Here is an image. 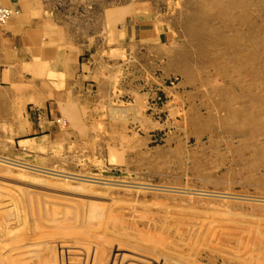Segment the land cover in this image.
I'll list each match as a JSON object with an SVG mask.
<instances>
[{
    "label": "rangeland",
    "instance_id": "374dc122",
    "mask_svg": "<svg viewBox=\"0 0 264 264\" xmlns=\"http://www.w3.org/2000/svg\"><path fill=\"white\" fill-rule=\"evenodd\" d=\"M36 1L0 0V264H264V0H105L77 94L67 46L10 79Z\"/></svg>",
    "mask_w": 264,
    "mask_h": 264
},
{
    "label": "crops",
    "instance_id": "0c3cea01",
    "mask_svg": "<svg viewBox=\"0 0 264 264\" xmlns=\"http://www.w3.org/2000/svg\"><path fill=\"white\" fill-rule=\"evenodd\" d=\"M37 3L38 2L34 0L35 7H37ZM45 4L48 6L49 14L47 15L46 12H44L42 17L30 19V23L28 20L21 23V21L15 18H13V20L11 19L12 21L9 25L12 26L11 29L14 30L16 34H12L10 39L11 46L9 49H13L14 51L12 52V57L10 56L8 61V67L13 69V76H11L10 79L13 81L15 77L18 79L21 75V62L29 63L30 61H34L39 62L38 64L40 65L42 63H47L50 66L49 72L57 75L56 82L60 84L62 79L60 80L59 77L62 75L61 72L63 70L57 63H59L60 54L63 58L64 52L61 53V51L64 49V46H67V58L71 59V62H68L70 66H68L69 71L66 72V89L71 88V90L77 94L81 85L87 84L91 79L93 80L95 76L97 77V82L100 80L99 60L105 58L106 51L104 34L106 25L105 0L101 2L100 0H47ZM52 11H54V13H52ZM56 22L62 26L64 35L56 34L55 30L54 32L50 30L46 32V35L40 36L41 29L44 31L45 27L49 25L54 27L57 25ZM148 24L150 26L152 25L150 21ZM146 25L147 23L143 25L140 21L135 20L132 24H127L126 27L131 35L137 37L147 33V29L144 27ZM35 37H37V39ZM35 41L37 44H35ZM21 44H23L25 48V58L23 61L21 60ZM51 44L52 46H50ZM47 49H50L52 55L49 53V56L45 58L46 56L43 57L42 52ZM55 64L57 68L53 70V65ZM37 73L41 74L42 72L39 71ZM45 73H48V71ZM70 75L71 77H69ZM58 91L59 88L57 86L53 87L52 96Z\"/></svg>",
    "mask_w": 264,
    "mask_h": 264
},
{
    "label": "built area",
    "instance_id": "2783aa9c",
    "mask_svg": "<svg viewBox=\"0 0 264 264\" xmlns=\"http://www.w3.org/2000/svg\"><path fill=\"white\" fill-rule=\"evenodd\" d=\"M13 15V10L0 5V24L6 22Z\"/></svg>",
    "mask_w": 264,
    "mask_h": 264
},
{
    "label": "bare ground",
    "instance_id": "6f19581e",
    "mask_svg": "<svg viewBox=\"0 0 264 264\" xmlns=\"http://www.w3.org/2000/svg\"><path fill=\"white\" fill-rule=\"evenodd\" d=\"M240 1V0H239ZM35 5V4H34ZM103 5V4H102ZM40 6V5H39ZM245 6H247V5H245ZM115 7V6H114ZM37 8V7H36ZM41 8V7H40ZM32 9H34V8H32ZM16 14H17V12H16ZM28 19H30V17L28 18ZM27 20V19H26ZM8 21V20H7ZM6 21V22H7ZM10 21V20H9ZM23 21H25V20H23ZM33 21V20H32ZM100 21V20H99ZM6 22H4V23H6ZM34 22V21H33ZM30 23V22H29ZM26 24V23H25ZM22 26H23V24H22ZM29 26V25H28ZM93 26V25H92ZM25 31V30H24ZM38 31V30H37ZM37 31H35V32H37ZM3 32V31H2ZM54 32V31H53ZM72 32V31H71ZM33 33V32H32ZM56 33V32H55ZM52 34V33H51ZM34 35V34H33ZM24 36V35H23ZM35 36V35H34ZM1 37V36H0ZM34 38V37H33ZM36 39H37V37H35ZM54 38V37H53ZM31 40V39H30ZM43 40V39H42ZM41 40V41H42ZM50 40V39H49ZM48 40V41H49ZM37 41V40H36ZM36 41H35V44H37L36 43ZM51 41V40H50ZM49 41V42H50ZM34 42V41H33ZM39 43V42H38ZM42 46V45H41ZM46 46V45H45ZM50 46H52V44L50 45ZM43 47V46H42ZM26 48H28V47H26ZM45 48V47H44ZM48 48V47H47ZM54 48V47H53ZM58 49V48H57ZM29 50V49H28ZM50 50V49H49ZM59 50V49H58ZM47 51H48V49H47ZM36 52H38V51H36ZM46 52V51H45ZM51 53V52H50ZM45 54V53H44ZM50 55H52V53L50 54ZM15 56V55H14ZM60 56H61V54H60ZM45 58H47V57H45ZM51 62H53V61H51ZM55 67V66H54ZM242 69V68H241ZM248 107V106H247ZM34 143V142H33ZM38 143V142H37Z\"/></svg>",
    "mask_w": 264,
    "mask_h": 264
}]
</instances>
